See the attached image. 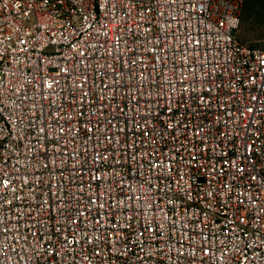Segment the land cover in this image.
Masks as SVG:
<instances>
[{
    "label": "built area",
    "instance_id": "built-area-1",
    "mask_svg": "<svg viewBox=\"0 0 264 264\" xmlns=\"http://www.w3.org/2000/svg\"><path fill=\"white\" fill-rule=\"evenodd\" d=\"M245 2L0 0V264H264Z\"/></svg>",
    "mask_w": 264,
    "mask_h": 264
},
{
    "label": "rangeland",
    "instance_id": "rangeland-1",
    "mask_svg": "<svg viewBox=\"0 0 264 264\" xmlns=\"http://www.w3.org/2000/svg\"><path fill=\"white\" fill-rule=\"evenodd\" d=\"M241 12V24L238 38L249 46L264 47V9H256L248 17H243Z\"/></svg>",
    "mask_w": 264,
    "mask_h": 264
},
{
    "label": "trees",
    "instance_id": "trees-1",
    "mask_svg": "<svg viewBox=\"0 0 264 264\" xmlns=\"http://www.w3.org/2000/svg\"><path fill=\"white\" fill-rule=\"evenodd\" d=\"M256 9H264V0H246L244 7L242 9V12L244 11L243 17L245 18L248 17Z\"/></svg>",
    "mask_w": 264,
    "mask_h": 264
},
{
    "label": "snow or ice",
    "instance_id": "snow-or-ice-1",
    "mask_svg": "<svg viewBox=\"0 0 264 264\" xmlns=\"http://www.w3.org/2000/svg\"><path fill=\"white\" fill-rule=\"evenodd\" d=\"M6 183V182H5Z\"/></svg>",
    "mask_w": 264,
    "mask_h": 264
}]
</instances>
